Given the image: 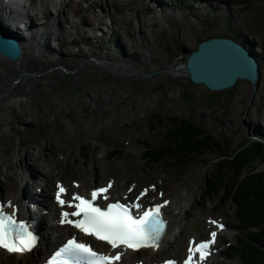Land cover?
Returning a JSON list of instances; mask_svg holds the SVG:
<instances>
[{"label": "rangeland", "instance_id": "374dc122", "mask_svg": "<svg viewBox=\"0 0 264 264\" xmlns=\"http://www.w3.org/2000/svg\"><path fill=\"white\" fill-rule=\"evenodd\" d=\"M156 1L67 0L64 7L58 6L49 24L41 20L43 13L36 19L35 10L24 8V13L31 15L29 26L36 29L34 36L51 51L49 58L59 61L49 66L44 77L27 72L40 79L25 88L33 91L19 93L23 90L20 73L0 92V182H5L7 168L13 164L21 166L20 179L29 177V171L37 168L42 177L49 172L53 188L57 180L66 184L84 179L91 180L94 186L111 180L123 188L121 194L132 186H137L134 195L142 188L156 187L151 200L159 202L163 195L172 207L176 197L188 199V187L177 189L173 182L188 173L198 181L195 194L181 212L185 234L180 238L179 232L176 241H180L173 242V249L166 254H157L154 262L176 255L182 258L187 240L191 236L206 238L209 222L220 218L230 229L222 236L213 262L241 264L239 257L232 258L233 252L224 243L234 244L240 226L236 205L204 196L218 155L209 151L199 160L175 167H147L141 157L145 148L161 145L175 119L195 124L231 150L247 140L264 137V0H248L243 5L220 0ZM73 2L79 4V13ZM45 5L52 9L49 0ZM36 6L40 8L41 3ZM66 7L70 10L64 12ZM20 22L27 26L26 20ZM58 24L66 35L61 42L52 38V33H60ZM211 38L233 39L260 57L259 81L253 85L239 80L229 90L211 92L193 84L187 74L173 73L185 66L187 55L196 51L201 42ZM28 45L32 46L33 58L38 45ZM61 50L67 64L60 60ZM105 57L116 63L104 62ZM43 58L48 60V56ZM55 71L61 75L56 77ZM14 86L19 87L15 90ZM85 96L87 101L94 98L98 104L89 101L91 108L82 106ZM153 116L159 119L154 130L149 123ZM83 147L88 149L87 156L81 153ZM113 149L124 154L110 162L107 156ZM253 161L257 170L264 169L263 158L257 156ZM27 181L18 197L24 191L34 195L42 190L33 188L32 182L36 185V181ZM39 184L43 181L39 180ZM7 193L8 189L3 188L5 200ZM27 205L33 215H39L41 209L36 202ZM43 222L46 224V218ZM176 232L170 227L171 235ZM242 234L246 235V231ZM135 259L146 262L148 258L137 255Z\"/></svg>", "mask_w": 264, "mask_h": 264}, {"label": "bare ground", "instance_id": "6f19581e", "mask_svg": "<svg viewBox=\"0 0 264 264\" xmlns=\"http://www.w3.org/2000/svg\"><path fill=\"white\" fill-rule=\"evenodd\" d=\"M47 1L48 0H41V2H40L41 7L40 8H38L36 6V2H37L36 0H34V4H29V3L25 2V9L27 8L30 11L35 10L36 13H34V16L36 17V19H39L38 14L43 9V7L45 6V2H47ZM159 1H161V0H157L156 2H159ZM66 2H67L66 0L61 1V3H62L61 5L67 4ZM75 3L73 2L72 6L79 13L81 11L79 8V4L78 3L75 4ZM0 10L6 12V11H8V7H6L4 4L0 3ZM68 10H70V8L66 7L64 12H67ZM2 14L0 17V29H1V25H3L6 29H9L10 25L14 24V26H16V28L19 29V31H18V29L15 30V33L16 34L22 33L20 35L21 36L22 56L17 61H10L7 58L0 55V92H2L5 89V86H7L11 83L12 78L15 75H18L20 73H22V76H21L22 80L20 81L19 85H21L23 87V90H19V93H26L29 91H33V89H30L28 91V90H25V88H27V85L31 81H35L36 79L40 80V79L38 78V76H35V79H34L32 76H29L27 72L43 74L42 77H44V76H46V75H44V72L47 71L49 66L56 65V63H58L59 60L56 61L54 59L49 58V56L52 55V54H50L51 51L47 50V47L45 46L46 44L44 45V43L43 44L40 43L37 40V38L34 36L36 29L33 28V25L29 26V23H28L29 17L31 15H29L27 13L20 15L22 20L24 19L27 21L26 22L27 27L23 28V30H22L21 26L17 27V24L21 23L20 22L21 19H19L17 21V18L12 17L15 14L14 11L9 13L11 17L8 18L7 20L2 16ZM3 20L5 22H7V24H4ZM49 22L50 21L46 20L45 24H49ZM53 25H55V24H53ZM58 25L59 26H58L57 30L60 31V33L58 35H55L54 33H52V38H56L59 42H61L62 38H65L66 35H65L64 30L61 29V25L60 24H58ZM28 28H30V30L27 31ZM32 43H35L38 45L37 46V54L33 58H32V56H30L32 46L28 45V44H32ZM43 45L45 47L44 48L45 51L42 50ZM43 56H48V60H44ZM60 56H62L60 58V60H62L65 64H67V61H65L63 58L64 55H63L62 50L60 52ZM112 59L118 61L115 58H112ZM103 61L104 62L110 61V62L116 63L115 61H111V59H109L108 57L103 58ZM112 66L117 67V68L119 67L117 65H112ZM81 69H84V67ZM177 70L179 72L186 74L185 66H181ZM79 71H80V69H78V73H79ZM54 75L57 77V76H60L61 73H60V71H55ZM259 79H260V77H259ZM18 87L19 86H14V89L16 90V89H18ZM87 99H89V98H87L85 96L84 101H81L82 106H85L86 108H88V107L91 108L92 105L98 104L97 100H95L94 98H90V100H88V101H87ZM89 101L92 102V105H90V106L87 105ZM99 107L102 108L103 105H99ZM35 121H36V119H35ZM99 128H103V125H100ZM97 136H98V133L95 132V138ZM31 152L35 153V149H32ZM37 158H39V156H37V154H36L35 159H37ZM72 169H76V167L75 168L72 167ZM20 170H21V166H19V165L10 164L8 166L5 182L4 183L0 182V200H2L4 197L2 195L3 188H7L9 193H7L8 196H7L5 201L12 200V204L16 205L18 207L17 216H19L20 219H26V218L30 219L31 218V215L29 214V212H31V210L29 211V205H27L28 212H26V209H25L27 203L36 202L37 204L41 205V207H43L44 210L48 209L49 213L44 214L43 213L44 211H42V214H41V211H40L41 216H39L36 219V221L38 222L39 227H40V237H41L40 244L38 245V247L32 253L26 254V255H17V254L10 255V254H8L5 251L0 249V264H40V263L44 262L46 257L48 255H50V253L54 249H56L59 245H61L68 237L72 236L74 233L73 231H71L69 229V227H62L58 224H56V225L53 224V221H57V220L59 221V219H60V210L57 207V205L53 202L52 198L50 197V195H51L50 192H52V190H53V187H52L53 176L49 172H47L46 173L47 176L42 177L41 174L39 173L38 168L36 171H29L30 176L27 178H29L33 181H36V185L34 184V182H32L33 188H35V186H36V188L40 187V188H42V190H40L39 193L35 192L34 195L27 194V191H24L23 192L24 194L22 193L20 195V197H18L20 194V191L23 189L25 184L27 185V183H28L27 178H21L20 179V175H19ZM86 170L90 173L92 171L91 168L90 169L88 168ZM80 172H81V170H80ZM86 175L88 176L90 174H86ZM39 180L43 181V184H39ZM57 181H60V180H57ZM90 181L88 180V182H87L86 179L81 181L80 182L81 187L79 189L73 188L71 183H67V185L70 187L71 192H76L78 194H80V193L85 194V193H88L91 189H96V188L101 187V186H94L93 185L94 183L92 181L91 182ZM196 181H198V180L197 179L194 180V177L190 176L188 173L183 175V176H177L173 182H175V184H176L175 186L177 187V189H182L183 186L188 187V190L190 192L189 195H187L188 199L186 200L182 196L176 197V199L174 201L175 202L174 206H172V207L168 206L165 209V215H166V218L168 219V221L170 223V227H172V229H176L180 232V234H179L180 238L183 236V233L185 230L184 225L182 224L181 218H180L182 215L181 212L186 209L189 199L192 197V195L195 194L194 187L196 185ZM122 189H123L122 187L114 185V188L109 193V195L111 196L112 199H121L120 197L126 196L129 194V192H124L123 194H121ZM53 191H55V190H53ZM123 191H127V189H125ZM5 192H6V190H5ZM48 217H51V220L48 219ZM45 218L47 219L46 220V227L43 225V220H45ZM209 228L213 229L212 226H210ZM179 236H178V238H179ZM172 237H173V235L168 234L166 239L162 243V245L159 247V249L152 255V257L150 259H147L146 263H149V262L155 263L153 259L157 258V256H156L157 254H159L161 252H162L161 254H166V252H169L170 250H172L173 249V242L171 240ZM195 238H196V236H192L189 239L191 240V239H195ZM190 240L187 241V245H188ZM179 241H180V239H178L176 242H179ZM149 252H150V254H152L153 250H150ZM128 254L132 255L134 257L132 260H130L128 262L129 263L135 262L136 261L135 256L138 254H133V253H128ZM174 257L179 258L180 256L176 255Z\"/></svg>", "mask_w": 264, "mask_h": 264}, {"label": "trees", "instance_id": "16d2710c", "mask_svg": "<svg viewBox=\"0 0 264 264\" xmlns=\"http://www.w3.org/2000/svg\"><path fill=\"white\" fill-rule=\"evenodd\" d=\"M220 1L239 5L248 2ZM110 43L112 44L111 40ZM256 58L259 62L260 57ZM173 121L174 125L164 136L160 146H149L143 150V165L150 167L167 164L175 167L199 160L209 151L217 154L219 160L213 164L204 196L210 200H222L236 205V217L240 226L234 244L228 243L227 246L228 251L234 254L232 258L239 257L241 264H264V169L257 170L253 166L255 157L259 156L264 160V137L256 141L247 140L231 150L225 142L218 141L195 124L179 119ZM149 123L154 130L159 123L158 117L153 116ZM81 153L87 156L88 149L83 147ZM123 154L122 150L113 149L107 158L112 162ZM243 230L246 235L242 234Z\"/></svg>", "mask_w": 264, "mask_h": 264}, {"label": "snow or ice", "instance_id": "6c2138e0", "mask_svg": "<svg viewBox=\"0 0 264 264\" xmlns=\"http://www.w3.org/2000/svg\"><path fill=\"white\" fill-rule=\"evenodd\" d=\"M112 187L109 183L107 187L93 190L91 198L80 195H73L72 201H66L61 197L66 193L63 186H58L57 200L63 206L75 210L71 213L62 212L61 223H67L79 229L85 235L107 242L112 249L121 247L138 251L141 248L159 247V240L163 235L165 222L162 219L161 209L165 205H154L143 212L139 203L133 202L130 205L113 203L109 204L106 210L95 206L98 197L107 193ZM131 191V189H130ZM147 189L141 193V197L147 195ZM141 197H138L139 200ZM107 199V196H104ZM11 202L0 203V248L9 252H29L35 247L37 237L29 231L30 225L20 220L14 214L6 212V208H11ZM137 210L133 215L132 210ZM70 217H82L81 219H70ZM223 228V225L216 221H210ZM217 233L212 232L211 241L201 242L195 248L189 247V256L184 264H193V257L199 254V260L204 261L210 254L211 244L215 242ZM193 242H190V244ZM122 252H115L114 255H105L96 252L90 245L77 242L75 238L68 242L55 254L50 264H117L122 258ZM166 264H175L168 261Z\"/></svg>", "mask_w": 264, "mask_h": 264}, {"label": "water", "instance_id": "95a60500", "mask_svg": "<svg viewBox=\"0 0 264 264\" xmlns=\"http://www.w3.org/2000/svg\"><path fill=\"white\" fill-rule=\"evenodd\" d=\"M5 30L0 31V55L10 61L22 56L18 41ZM186 74L195 85H203L211 92L233 88L239 80L255 85L260 67L254 53L229 38H211L201 42L196 51L187 55ZM179 72L174 71L173 73Z\"/></svg>", "mask_w": 264, "mask_h": 264}]
</instances>
